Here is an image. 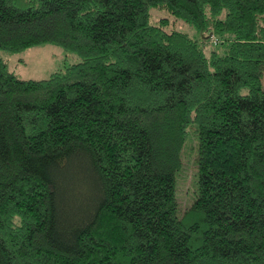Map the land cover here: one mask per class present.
<instances>
[{"label":"trees","instance_id":"obj_1","mask_svg":"<svg viewBox=\"0 0 264 264\" xmlns=\"http://www.w3.org/2000/svg\"><path fill=\"white\" fill-rule=\"evenodd\" d=\"M45 43L80 60L0 57V264H264V0H0V50Z\"/></svg>","mask_w":264,"mask_h":264},{"label":"rangeland","instance_id":"obj_2","mask_svg":"<svg viewBox=\"0 0 264 264\" xmlns=\"http://www.w3.org/2000/svg\"><path fill=\"white\" fill-rule=\"evenodd\" d=\"M153 21L169 18V29H177L182 32H187L192 37H197V34L192 26L182 20L173 19L165 10L152 8L150 11ZM207 49L211 47V43L205 46ZM219 49V48H218ZM2 57L10 71H13L19 78L23 79H46L57 70H64L69 64H73L80 60V57L71 51L66 50L54 43L40 44L32 46L18 52H10L0 50ZM264 84V83H263ZM194 153L184 159L180 175L178 176V186L176 195L178 203L183 211L189 206L194 188L195 167L193 163Z\"/></svg>","mask_w":264,"mask_h":264}]
</instances>
